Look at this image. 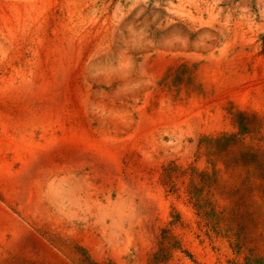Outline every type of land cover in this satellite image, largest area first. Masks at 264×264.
<instances>
[{"label": "rangeland", "instance_id": "374dc122", "mask_svg": "<svg viewBox=\"0 0 264 264\" xmlns=\"http://www.w3.org/2000/svg\"><path fill=\"white\" fill-rule=\"evenodd\" d=\"M0 264H264V0H0Z\"/></svg>", "mask_w": 264, "mask_h": 264}, {"label": "bare ground", "instance_id": "6f19581e", "mask_svg": "<svg viewBox=\"0 0 264 264\" xmlns=\"http://www.w3.org/2000/svg\"><path fill=\"white\" fill-rule=\"evenodd\" d=\"M246 81V80H245ZM231 83H233V82H231ZM239 83V82H238ZM236 85H237V83H236ZM244 85V84H243ZM47 87V86H46ZM36 88V87H35ZM43 88H44V86H43ZM239 88V87H238ZM31 89H33V88H31ZM32 91V90H31ZM30 91V92H31ZM38 91H39V89H38ZM37 91V92H38ZM42 91L44 92V90L42 89ZM49 91V90H48ZM234 91V90H233ZM249 91H250V88H249V86H244V87H240L239 89H238V92L240 93L239 95L241 96V97H244V96H246L248 93H249ZM50 92V91H49ZM234 93H236L237 94V92H234ZM34 94H37V93H34ZM40 94V93H39ZM195 112V111H194ZM185 113V112H184ZM187 113H189V112H187ZM199 113V112H198ZM191 114V113H190ZM194 114V113H193ZM183 116V115H182ZM190 116V115H189ZM190 118V117H189ZM188 118V119H189ZM197 118V117H196ZM180 120V119H179ZM184 122V121H183ZM83 141V140H82ZM86 142V141H85ZM78 143V142H77ZM83 143H84V141H83ZM76 144V143H75ZM80 144V143H79ZM87 145V144H86ZM93 145V144H92ZM92 145H90L91 146V148H93L92 147ZM29 146V145H28ZM88 146V145H87ZM94 146V145H93ZM98 146V145H97ZM108 146V145H107ZM26 147V146H25ZM77 147L79 148V146L77 145ZM81 147V146H80ZM110 147V146H109ZM109 147H105V146H99V147H94L93 149H95L96 150V152H98L99 154H101L102 156H107V157H110L111 156V153H112V151H111V149L109 148ZM29 148V147H28ZM32 148V147H31ZM30 149V148H29ZM81 149H82V147H81ZM97 154V153H96ZM110 159V158H109ZM108 159V160H109ZM111 160V159H110Z\"/></svg>", "mask_w": 264, "mask_h": 264}]
</instances>
